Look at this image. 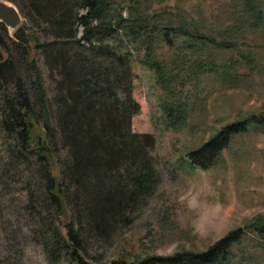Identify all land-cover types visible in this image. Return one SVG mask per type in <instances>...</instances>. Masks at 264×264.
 <instances>
[{"label":"trees","instance_id":"trees-1","mask_svg":"<svg viewBox=\"0 0 264 264\" xmlns=\"http://www.w3.org/2000/svg\"><path fill=\"white\" fill-rule=\"evenodd\" d=\"M9 1L26 22L12 34L0 22V186H21L34 240L49 261L67 257L75 264H234L235 246L246 235L242 227L203 251L131 261L89 259L90 245L109 244L128 228L160 182L152 156L155 136L133 129L141 110L133 95L134 54L143 53V62L155 71L165 95L169 93L163 110L170 124L181 126L188 111L174 85L191 66L184 55L168 64L166 47L182 49L184 43L176 42L183 36L195 48L192 52L206 54L218 41L204 30L200 18L183 17V8L172 15L162 7L152 8L165 0H147L149 8L145 0H126L123 5L115 0ZM234 3L235 21L225 30L233 39L224 41L226 47L235 41L232 35L264 29L260 0ZM36 51L48 67L52 96ZM241 55L221 63L197 56L192 66L196 73L237 80L243 64L254 63L250 55ZM36 125L44 128V138L33 135ZM252 126L264 130V113L226 124L190 150L186 161L210 168L234 137ZM51 160L57 162L58 174ZM251 227L264 241V218Z\"/></svg>","mask_w":264,"mask_h":264},{"label":"rangeland","instance_id":"rangeland-1","mask_svg":"<svg viewBox=\"0 0 264 264\" xmlns=\"http://www.w3.org/2000/svg\"><path fill=\"white\" fill-rule=\"evenodd\" d=\"M115 1L122 5L127 2ZM260 2L264 9V0ZM234 4V0L153 3L152 8L162 7L167 15L183 8V17L200 18L201 26L218 43L210 44L203 55L192 52L195 48L186 44L183 36L176 42L184 43L182 49L166 47L168 64L176 55H184L193 67L174 85L178 99L188 111L186 121L178 127L173 121L174 125L170 124L162 107L169 93L166 91L165 95L155 71L143 62V53L135 52L133 95L141 110L133 119V129L155 136L152 156L160 182L128 228L109 244L90 245L91 261L96 258L131 261L153 254L203 251L230 231L242 227L246 235L235 246L234 264H264V241L251 227L264 218L263 128L252 126L249 131L236 135L210 168L193 167L186 161L190 150L198 148L226 124L264 113V29L246 36L232 35L235 41L226 47L224 41L232 37L225 30L237 14ZM144 7H150L147 0ZM122 12L127 14L123 8ZM25 22L23 17L22 24ZM9 30L12 34L13 30ZM241 54L250 55L254 63L243 64L237 80L194 72L193 60L197 56L221 63L237 59ZM34 55L52 96L53 85L44 57L37 51ZM33 131L36 138L45 137L42 125H36ZM51 164L58 174L57 162L51 160ZM8 185L9 189L0 186V264H75L67 257L57 263L49 261L43 247L34 240L36 233L23 207L25 195L18 189L21 186ZM60 219L64 222L66 217Z\"/></svg>","mask_w":264,"mask_h":264},{"label":"water","instance_id":"water-1","mask_svg":"<svg viewBox=\"0 0 264 264\" xmlns=\"http://www.w3.org/2000/svg\"><path fill=\"white\" fill-rule=\"evenodd\" d=\"M0 22L12 30L22 22V14L18 7L9 0H0Z\"/></svg>","mask_w":264,"mask_h":264}]
</instances>
